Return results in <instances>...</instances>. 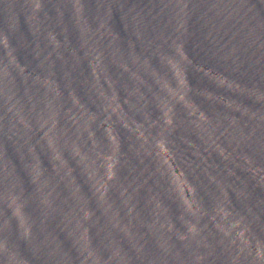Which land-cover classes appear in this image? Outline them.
Wrapping results in <instances>:
<instances>
[{
	"label": "water",
	"instance_id": "95a60500",
	"mask_svg": "<svg viewBox=\"0 0 264 264\" xmlns=\"http://www.w3.org/2000/svg\"><path fill=\"white\" fill-rule=\"evenodd\" d=\"M0 264H264V0H0Z\"/></svg>",
	"mask_w": 264,
	"mask_h": 264
}]
</instances>
